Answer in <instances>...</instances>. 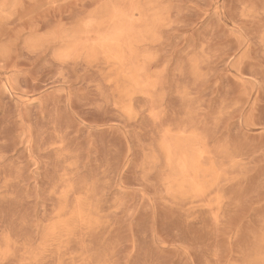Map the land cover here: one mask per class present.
Returning <instances> with one entry per match:
<instances>
[{
	"label": "rangeland",
	"instance_id": "1",
	"mask_svg": "<svg viewBox=\"0 0 264 264\" xmlns=\"http://www.w3.org/2000/svg\"><path fill=\"white\" fill-rule=\"evenodd\" d=\"M0 264H264V0H0Z\"/></svg>",
	"mask_w": 264,
	"mask_h": 264
}]
</instances>
